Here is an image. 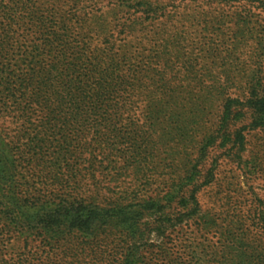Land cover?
Listing matches in <instances>:
<instances>
[{"label": "trees", "instance_id": "trees-1", "mask_svg": "<svg viewBox=\"0 0 264 264\" xmlns=\"http://www.w3.org/2000/svg\"><path fill=\"white\" fill-rule=\"evenodd\" d=\"M98 1L0 0V264H64L67 253L110 238L122 243L116 264H141L142 246L158 231L150 215H170L164 198L179 190L173 184L147 200L141 191L109 200L86 188L102 162L113 172L143 165L154 171L160 147L173 156L181 142L153 133L159 120L189 119L177 115L178 100L182 94L192 104L190 83L201 77L194 79L189 62L172 56L169 43L152 44L147 56L141 44L128 51V42L118 54L109 53L119 36L169 26L175 15L164 0H128L131 6L115 12L112 22L98 16L86 25V8ZM91 26L98 36L113 27L114 36L99 44L81 39ZM232 104L220 115L223 126ZM244 109L252 128L264 127V94L247 100ZM5 119L20 131L7 132ZM231 142L242 151V132ZM180 149L183 155L188 150ZM195 167L189 192L198 206L201 170ZM254 214L264 235V210ZM239 244L240 264L264 263V248Z\"/></svg>", "mask_w": 264, "mask_h": 264}, {"label": "rangeland", "instance_id": "rangeland-1", "mask_svg": "<svg viewBox=\"0 0 264 264\" xmlns=\"http://www.w3.org/2000/svg\"><path fill=\"white\" fill-rule=\"evenodd\" d=\"M163 4L175 15L169 26L146 28L127 38L119 36L109 53L118 54V46L128 42V51L133 53L141 44L142 56H147L154 50L152 44L164 48L169 43L172 56L194 68L188 69L191 76L201 78L200 84L190 83L192 104L183 102L182 94L178 100L182 110L177 115L189 119L159 120L153 133L157 131L164 139L172 136L181 143L173 156L166 153L168 148H159L155 155L159 165L154 171L143 165L113 172L98 158L103 165L96 168L94 182L87 183L86 190L96 189L109 200L125 192L130 198L133 191H141L147 200L161 196L164 188L173 184L179 190L164 198L171 206L170 215H150L158 231L157 235L152 232L142 246L141 264H240L237 254L241 240L257 252L264 248V235L255 224L254 214L264 210V127L252 128L254 119L244 109L247 100L264 94V0H164ZM128 6V0L98 1L86 8V25L98 16L112 22L115 12ZM51 8V3L45 5L46 12ZM112 30L108 27L98 36L101 31L91 26V33L81 39H94L99 44L114 36ZM179 66L181 70L186 67ZM230 102L232 114L225 121L226 127L220 115ZM4 122L10 134L20 131L10 120ZM235 132H242L245 138L242 151L234 149L231 142ZM184 140H193L195 145ZM183 145L188 149L184 155L180 149ZM196 165L201 170L198 206L189 192ZM227 232L233 235L230 241ZM121 245L114 238L99 239L76 253H67L64 264H116L121 259Z\"/></svg>", "mask_w": 264, "mask_h": 264}]
</instances>
